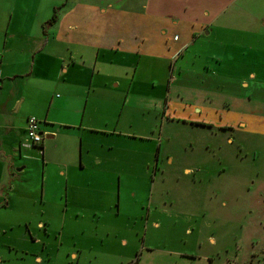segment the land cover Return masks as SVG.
Returning <instances> with one entry per match:
<instances>
[{"label": "crops", "instance_id": "0c3cea01", "mask_svg": "<svg viewBox=\"0 0 264 264\" xmlns=\"http://www.w3.org/2000/svg\"><path fill=\"white\" fill-rule=\"evenodd\" d=\"M99 4L0 0V217H5L0 218V241L9 240L14 253L1 257L0 264L5 259H14L15 264L52 262L47 251L50 244L35 238L30 226L45 229L52 224L49 206H54L56 199H64V214L70 209L75 216L92 213L109 217L115 185L126 187L150 177L149 156L134 158L132 146H118L115 135H134L117 131L121 113L109 88L129 75L133 82L139 69L140 73L152 71L153 64L177 57L187 45L179 43L177 32L183 40L191 38L190 47L202 37L215 39L220 53L208 57L210 62L203 68L210 76L252 90L237 101L248 98L252 102L264 89V49L258 44L245 47L246 39L264 40V0H243L231 7L229 1L140 0L134 2V9L140 8L138 13L130 14L131 10L121 15L110 10L111 2ZM196 5L200 11L194 9ZM53 15L56 19L49 24ZM205 17L217 26L201 21ZM128 94L122 96L126 104ZM228 100L234 102V98ZM243 108L230 109L226 103L219 115L225 113L226 120L230 115L238 120L245 115L260 118L261 110L247 114ZM218 111L209 106L192 108L195 115L205 112L211 116ZM29 117L39 121L43 138L33 147L24 146ZM248 124L237 121L235 126L245 128ZM32 161L39 162L38 177L31 174ZM158 172L156 162L151 179ZM190 172L183 169L185 175ZM120 195L119 191L115 214L121 213ZM75 200L78 204L74 207ZM35 201L47 205L48 210L42 207L41 214L50 216L33 220L29 209ZM16 229L19 231L14 234ZM20 243L24 246L18 248ZM30 243L40 245L41 250L36 252ZM80 253L78 248L70 257L78 259ZM21 255L24 258L20 260Z\"/></svg>", "mask_w": 264, "mask_h": 264}, {"label": "rangeland", "instance_id": "374dc122", "mask_svg": "<svg viewBox=\"0 0 264 264\" xmlns=\"http://www.w3.org/2000/svg\"><path fill=\"white\" fill-rule=\"evenodd\" d=\"M84 1L88 5L111 2L113 6L107 9L118 15L131 10L130 14H136L140 9H134V2L140 0ZM224 1L231 7L243 0H215L219 4ZM198 7L200 11L198 5L194 9ZM208 17L201 21L217 26ZM185 31L182 29L183 34ZM180 34L176 35L179 43L187 45L177 57L153 64L152 71L140 73L139 69L133 82L129 75L109 88L117 96L121 113L117 131L134 135H115L118 146H132L134 158L149 156L150 177L126 187L115 185L109 217L92 213L75 216L70 209L64 214V199L63 204L56 199L54 206H49L52 224L45 229L30 226L35 238L50 244L47 251L53 256L52 262L46 264H264V89L252 102L248 98L237 101L252 90L210 76L203 68L208 57L220 53L215 39L202 37L190 47L191 38L183 40ZM256 44L264 49V40H245L246 49ZM169 53L174 52L171 49ZM214 70L219 73L217 67ZM127 91L128 104L122 97ZM233 98L230 103L228 99ZM226 103L230 109L242 105L247 114L261 110V116L245 115L238 120L230 115L226 120L225 113L219 115ZM195 106L219 111L211 116L205 112L195 115ZM237 121L249 124L239 128L235 126ZM99 138L105 142L101 135ZM155 161L161 172L151 179ZM30 164L31 174L38 177L39 162ZM186 167L191 169L188 175L183 174ZM119 191L121 213L115 214ZM77 204L75 200L74 207ZM42 207L38 201L31 205L33 220L50 216L41 214L42 209L48 210L47 205ZM96 217L100 219L93 221ZM8 243L0 241V258L8 252L14 254ZM30 245L36 252L41 250L38 244ZM78 248L79 258H71L70 253ZM15 263L14 259H5L2 264Z\"/></svg>", "mask_w": 264, "mask_h": 264}, {"label": "built area", "instance_id": "2783aa9c", "mask_svg": "<svg viewBox=\"0 0 264 264\" xmlns=\"http://www.w3.org/2000/svg\"><path fill=\"white\" fill-rule=\"evenodd\" d=\"M42 134L39 129V121L34 117H29L26 122L25 147L37 146L42 142Z\"/></svg>", "mask_w": 264, "mask_h": 264}, {"label": "trees", "instance_id": "16d2710c", "mask_svg": "<svg viewBox=\"0 0 264 264\" xmlns=\"http://www.w3.org/2000/svg\"><path fill=\"white\" fill-rule=\"evenodd\" d=\"M55 19H56V16L53 15L52 18H51V20H50V22H49V24L54 23Z\"/></svg>", "mask_w": 264, "mask_h": 264}]
</instances>
